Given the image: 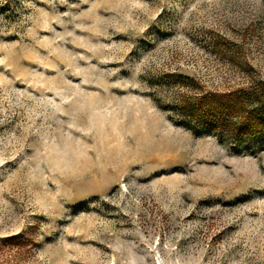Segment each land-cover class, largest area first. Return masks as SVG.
<instances>
[{
	"label": "rangeland",
	"instance_id": "1",
	"mask_svg": "<svg viewBox=\"0 0 264 264\" xmlns=\"http://www.w3.org/2000/svg\"><path fill=\"white\" fill-rule=\"evenodd\" d=\"M264 81V0H0V264H264V138L183 101Z\"/></svg>",
	"mask_w": 264,
	"mask_h": 264
},
{
	"label": "trees",
	"instance_id": "2",
	"mask_svg": "<svg viewBox=\"0 0 264 264\" xmlns=\"http://www.w3.org/2000/svg\"><path fill=\"white\" fill-rule=\"evenodd\" d=\"M183 104L188 114L201 116L206 126L221 128L230 136L264 138V81L250 87L187 97Z\"/></svg>",
	"mask_w": 264,
	"mask_h": 264
}]
</instances>
